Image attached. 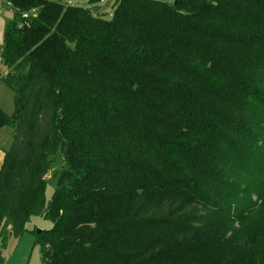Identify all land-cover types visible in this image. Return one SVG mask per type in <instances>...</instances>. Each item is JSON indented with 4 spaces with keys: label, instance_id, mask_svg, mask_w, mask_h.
Listing matches in <instances>:
<instances>
[{
    "label": "trees",
    "instance_id": "16d2710c",
    "mask_svg": "<svg viewBox=\"0 0 264 264\" xmlns=\"http://www.w3.org/2000/svg\"><path fill=\"white\" fill-rule=\"evenodd\" d=\"M4 1L0 264H264V0Z\"/></svg>",
    "mask_w": 264,
    "mask_h": 264
},
{
    "label": "rangeland",
    "instance_id": "374dc122",
    "mask_svg": "<svg viewBox=\"0 0 264 264\" xmlns=\"http://www.w3.org/2000/svg\"><path fill=\"white\" fill-rule=\"evenodd\" d=\"M168 1V0H164ZM76 3V0H71ZM115 0H99L93 4L87 3L86 0H78L77 4L85 8L95 9V13L102 18L110 19ZM13 18V13L3 6L0 13V47L3 44L4 29L6 23ZM6 67L2 64L0 58V73L5 72ZM13 93L9 87L0 83V109L9 116L7 122L0 127V157L2 152L8 149L14 129L12 127L11 114L13 111L12 102ZM55 188V180L49 172L46 176L45 200H50ZM28 231L47 229L51 227V222L41 216L33 215L26 224ZM34 236L28 232H24L20 237L15 238L6 232V240L4 247L1 248V255L5 260V264H42L40 249L37 245H33Z\"/></svg>",
    "mask_w": 264,
    "mask_h": 264
},
{
    "label": "built area",
    "instance_id": "2783aa9c",
    "mask_svg": "<svg viewBox=\"0 0 264 264\" xmlns=\"http://www.w3.org/2000/svg\"><path fill=\"white\" fill-rule=\"evenodd\" d=\"M3 6L8 8V9H10L11 11L16 9L12 5L11 2L0 0V13L2 12ZM19 14H20L21 19L25 20V19L29 18V16H35L36 15V8H32V9H30L28 11H21Z\"/></svg>",
    "mask_w": 264,
    "mask_h": 264
},
{
    "label": "crops",
    "instance_id": "0c3cea01",
    "mask_svg": "<svg viewBox=\"0 0 264 264\" xmlns=\"http://www.w3.org/2000/svg\"><path fill=\"white\" fill-rule=\"evenodd\" d=\"M9 10H10V9H9ZM10 11H11V10H10ZM2 156H3V152H2V155H1V157H0V164H1Z\"/></svg>",
    "mask_w": 264,
    "mask_h": 264
},
{
    "label": "water",
    "instance_id": "95a60500",
    "mask_svg": "<svg viewBox=\"0 0 264 264\" xmlns=\"http://www.w3.org/2000/svg\"><path fill=\"white\" fill-rule=\"evenodd\" d=\"M39 231H40V229L36 230V232H39Z\"/></svg>",
    "mask_w": 264,
    "mask_h": 264
}]
</instances>
